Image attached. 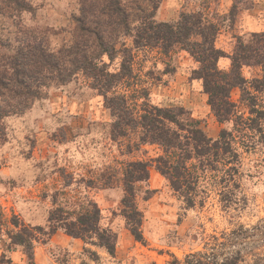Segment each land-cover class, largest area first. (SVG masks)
<instances>
[{"label": "rangeland", "instance_id": "1", "mask_svg": "<svg viewBox=\"0 0 264 264\" xmlns=\"http://www.w3.org/2000/svg\"><path fill=\"white\" fill-rule=\"evenodd\" d=\"M13 1L0 0V40L14 41L23 25L42 36L52 50L73 41L79 0H27L32 8L21 13L13 11ZM183 12L200 13L219 25L216 45L227 54L219 61L224 71L231 68L228 55L239 40L251 42L253 32L264 31V0H162L156 19L177 21ZM137 53L135 70L147 82L152 103L185 108L213 138L223 128L234 129L233 120H218L203 80L193 74L199 64L187 51L176 49L172 59L156 49ZM242 73L249 82L264 75L262 66L252 61L243 65ZM251 91L264 104V95ZM231 95L240 113L248 115L240 87ZM111 122L104 96L82 75L67 84L52 85L24 114L6 118L5 138H0V259L6 253L15 264H166L172 255L184 258L202 249L212 235H221L237 223L252 225L264 219V142L255 137L250 148L238 143L239 191L248 199L246 207L224 210L213 186L203 205L187 209L167 178L152 166L149 181L138 184L146 240L137 241L122 213L123 168L129 161L149 160L162 150L146 144L130 151L128 140L112 138ZM104 174L112 175L109 185L102 180ZM147 188L153 191L151 197H146ZM88 199L101 209V226L117 236L115 255L91 239L69 235L62 227L51 232L53 210L62 207L65 215L73 216ZM24 226L48 232L34 240L33 263L23 246H10L11 233Z\"/></svg>", "mask_w": 264, "mask_h": 264}, {"label": "trees", "instance_id": "2", "mask_svg": "<svg viewBox=\"0 0 264 264\" xmlns=\"http://www.w3.org/2000/svg\"><path fill=\"white\" fill-rule=\"evenodd\" d=\"M161 1L79 0L73 41L56 50L23 25L14 41L0 40V138H5L7 117L24 114L36 100L45 97L52 85H64L82 75L104 96L112 116L114 140H128L130 151L146 144L161 148L158 156L129 161L123 168L122 213L130 232L140 242L146 239L137 190L139 183L149 181L152 166L167 178L187 209L203 205L213 186L224 210L243 209L248 199L239 191L242 156L238 143L250 148L255 137L264 142V104L251 91L264 95V75L249 82L242 73L243 65L251 61L264 71V31L253 32L255 40L251 42L240 39L234 53L228 55L231 68L224 71L219 61L227 54L216 45L219 25L196 12H183L173 22L159 21L156 13ZM13 2L15 12L32 8L27 0ZM147 49H156L169 59L176 49L187 51L199 64L193 74L203 80L218 120H233L234 129L223 128L213 138L185 108L152 103L147 82L135 70L137 52ZM235 87L242 90L241 102L248 115L241 114L232 99ZM102 180L109 185L112 175L104 174ZM145 191L146 197H151L153 191ZM64 212L62 207L52 211L51 232L62 227L69 235L91 239L111 255L116 254L117 236L101 226L102 213L96 202L88 199L80 211H73V216ZM39 233L48 234L42 227L24 226L11 233L10 246H23L33 263L34 240ZM91 253L99 258L96 252ZM0 264L15 263L3 253ZM166 264H264V219L252 225L237 223L221 235H212L202 249L184 258L172 255Z\"/></svg>", "mask_w": 264, "mask_h": 264}]
</instances>
